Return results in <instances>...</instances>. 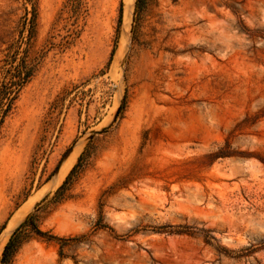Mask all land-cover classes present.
Masks as SVG:
<instances>
[{"label": "rangeland", "instance_id": "374dc122", "mask_svg": "<svg viewBox=\"0 0 264 264\" xmlns=\"http://www.w3.org/2000/svg\"><path fill=\"white\" fill-rule=\"evenodd\" d=\"M12 44L0 264H264V0H0Z\"/></svg>", "mask_w": 264, "mask_h": 264}, {"label": "trees", "instance_id": "16d2710c", "mask_svg": "<svg viewBox=\"0 0 264 264\" xmlns=\"http://www.w3.org/2000/svg\"><path fill=\"white\" fill-rule=\"evenodd\" d=\"M140 2V0H139ZM36 18V10H33V16L29 19L30 32L34 31V24ZM122 12L120 14L119 23L122 22ZM29 37H27L25 43H29ZM24 42V40H23ZM35 71L33 61H31L27 54V48L22 50V46L12 44L8 48V52L6 54V58L3 60V63L0 65V129L5 122L6 118L9 116L11 111L14 108V105L22 91V89L26 86V84L30 81ZM123 106L119 109V113L121 112ZM32 216H29L21 226H24L28 222H30ZM19 229L15 230L11 239L6 244L4 251L2 262L6 263L9 258L10 251L13 247V244L18 235ZM37 232L41 235H45V232L41 230H37ZM55 239L56 236H51Z\"/></svg>", "mask_w": 264, "mask_h": 264}, {"label": "bare ground", "instance_id": "6f19581e", "mask_svg": "<svg viewBox=\"0 0 264 264\" xmlns=\"http://www.w3.org/2000/svg\"><path fill=\"white\" fill-rule=\"evenodd\" d=\"M131 3V2H130ZM134 3V2H133ZM133 3L132 4H128V7H127V9H126V13H127V17H126V21L128 20V19H130V18H128L129 16H128V13L130 14L131 13V10H132V8H133ZM72 157L73 156H69V157H67V158H69L67 161H65L63 164H62V166L60 167V169L58 170V175H57V178L59 179L65 172H66V170H67V168H68V166H70L71 165V163H72ZM25 209V208H24ZM20 215V212L19 213H17V215L14 217V218H12V220H11V222L9 223V227H13L14 226V224L16 223V221L18 220V216ZM8 228H6V230H7ZM6 234V233H5ZM6 238V237H5ZM1 245V244H0ZM3 248V247H2ZM2 248H0L1 250H0V252L2 251Z\"/></svg>", "mask_w": 264, "mask_h": 264}]
</instances>
